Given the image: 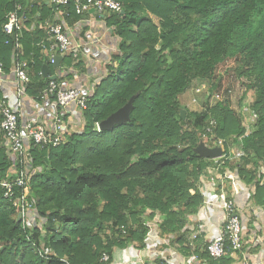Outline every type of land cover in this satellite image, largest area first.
<instances>
[{"label":"trees","instance_id":"trees-1","mask_svg":"<svg viewBox=\"0 0 264 264\" xmlns=\"http://www.w3.org/2000/svg\"><path fill=\"white\" fill-rule=\"evenodd\" d=\"M114 1L122 13L107 10L103 18L117 40V52L110 57L116 66L105 65L82 111L81 131H71L57 148L30 150L34 228L22 229L16 209L0 195V264H100L101 255L111 257L116 244L144 248L147 223L156 216L162 217L157 235L176 236L174 243L182 249L183 231L202 204L198 184L212 166L196 153L204 135L221 139L227 150L243 152L234 167L244 183L255 188L252 204L264 206V176L259 174L264 166V0ZM17 6L23 9L24 0H0V62L5 75L12 66L15 41L2 27ZM58 11L70 27L83 18L75 13L72 0L66 7L32 6L35 28L23 31L18 40L21 59L29 66L26 93L35 99L48 83L40 75L42 66L52 75L59 70L47 62L44 51L50 47L45 24L56 23ZM80 59L63 56L59 67H80ZM229 60L245 92L252 91L248 110L256 119L247 134L242 116L231 110L227 99L210 102L221 91L217 68ZM61 78L72 74L56 79ZM198 80L207 88L192 86ZM189 89L191 102L205 97L201 110L181 107L179 96ZM132 97L130 121L98 131L96 125ZM211 120L214 128L207 134ZM3 143L0 133V180L11 166ZM120 226L125 236L116 230ZM42 246L53 253L47 260L38 254ZM203 249L200 253L196 247L194 252L206 264L232 261L229 252L214 260Z\"/></svg>","mask_w":264,"mask_h":264},{"label":"built area","instance_id":"built-area-1","mask_svg":"<svg viewBox=\"0 0 264 264\" xmlns=\"http://www.w3.org/2000/svg\"><path fill=\"white\" fill-rule=\"evenodd\" d=\"M47 1L49 4L66 7L71 0ZM72 1L74 2L77 15L84 17L94 14V16L87 18L86 21L82 18L70 27L64 20V13L58 11L56 14L57 22H47L45 24L46 36L50 47L44 49V51L46 52L47 62L50 65L55 64L57 56L62 58L72 54L73 58L78 60V57L83 55V53L87 55V52H83L82 48L89 47L91 43L83 41L84 38L81 36L86 24L88 23L89 26L91 24L99 25L100 28H103L105 27L103 18L105 11L122 12L121 5L114 0ZM91 10L92 12H90ZM2 30L5 35L14 37L15 44L9 74L5 75L3 73L0 62V87L7 84V82L11 85V89H7L0 95V132L3 134V144L7 158L11 161L6 178L0 180V195L16 209V216L21 223L22 229L31 230L35 226L36 214L34 200L29 197V180L34 174L30 150L32 148H57L64 143L66 135L73 130V127L82 124V111L85 110L88 97L99 81H95L94 85L89 88L81 84H68L64 80L65 78L57 80V77L64 76L62 70L68 71L69 69L63 66L59 67L58 64L55 69L59 70L54 75L51 74V76L45 77L48 83L41 90L39 98L30 97L26 93V87L30 83L29 66L25 60L21 59V46L18 41L22 32L29 30L25 25L21 6H17L13 12L7 15ZM89 32L92 33V30ZM97 42V38L92 41L95 44ZM116 44L100 51V54L104 55V59H106L105 65L112 53L117 52ZM40 75L43 76L42 70ZM7 76H9L8 80L6 79ZM51 77H54V79H51ZM200 91L201 88H196L195 93H200ZM213 98L218 100L220 95ZM192 102L195 104L196 99H193ZM213 128L214 122L211 120L205 128L206 133L212 134ZM208 140L212 141L211 145ZM202 143L208 148H218L221 151L220 157L211 160L212 166L206 170L209 172L218 173L220 170H224L226 164L235 163L243 156V152L237 148L225 149L224 141L221 139H209L207 135H204ZM259 174L264 176V166L260 167ZM226 178L233 181V175H229ZM220 200L218 207L225 216L224 223L217 236L211 241L204 243L206 253L214 260L222 258L227 252L231 254L240 252L244 243L243 226L235 203L224 196ZM200 211L196 215L197 218H199ZM40 225H42V221L39 222L38 226ZM148 226L151 227V224H148ZM116 230H119L123 236L126 235L124 226H120ZM199 234V232L193 234L190 242L197 240ZM189 246L193 247L190 244ZM38 254L41 258L47 260L53 253L42 246L38 248ZM194 259L197 261V257ZM99 262L100 264H114L107 253L101 255ZM163 262L159 264H164ZM135 263L144 264L142 260H136ZM242 264L260 263L244 260Z\"/></svg>","mask_w":264,"mask_h":264},{"label":"crops","instance_id":"crops-1","mask_svg":"<svg viewBox=\"0 0 264 264\" xmlns=\"http://www.w3.org/2000/svg\"><path fill=\"white\" fill-rule=\"evenodd\" d=\"M41 4L49 6L47 0H24L22 15L29 31L34 29L36 25V20L31 18L30 8L32 6L38 8ZM92 16L94 14L84 16L83 20L86 21L87 18ZM84 29L81 35L84 38L83 41L91 43L89 47L82 48V51L87 52V55H84V53L80 55L82 62L80 67H70L68 71L62 70V73L64 75L67 72L72 74V78L64 79L68 84H81L91 88L94 82L99 81L106 72V59H104V55L100 54V51L103 48L115 46L117 40L111 37V31L106 26L100 28L99 25L91 24L89 26L87 23ZM90 30H92V33L89 32ZM96 38L98 42L96 44L92 43ZM107 64H111L110 59H107ZM30 75L32 76V74ZM6 79L8 80L9 76ZM9 88L11 89V85L7 82V84L0 87V94ZM191 96L192 94H189L188 105L192 104ZM234 166L235 163H231L218 173L206 171L201 177L198 184V190L202 195L201 209L199 208L201 210L200 215L197 218L198 213H196V215L189 218L186 230L183 231L185 243L182 249L177 243H174L176 236L160 237L157 235L156 225L162 221V217L156 216L152 222H148L151 227L148 232L149 235L145 239V247L139 249L136 243L131 244L133 247L130 253L134 259L131 263H122L136 264V260H142L144 264H159L162 261H164V264H206L203 259H198V253L195 254L194 249L197 247V250L203 253L204 243L211 241L219 233L225 216L218 204L224 196L235 203L244 234L242 250L229 255L232 260L230 264H242L244 260L264 264V206L252 204L251 196L255 188L252 184L244 183ZM247 168L250 169V166H247ZM229 175H233V181L226 178ZM198 232L200 233L198 239L190 242L191 236ZM189 244L193 247H190ZM195 257H197V261L194 259Z\"/></svg>","mask_w":264,"mask_h":264},{"label":"rangeland","instance_id":"rangeland-1","mask_svg":"<svg viewBox=\"0 0 264 264\" xmlns=\"http://www.w3.org/2000/svg\"><path fill=\"white\" fill-rule=\"evenodd\" d=\"M111 31V30H110ZM114 38L113 35H111ZM116 40V39H115ZM112 41V40H111ZM116 42V41H115ZM117 43V42H116ZM116 66V63L111 64ZM55 72V71H54ZM218 76L222 77L221 81V91L220 98L221 100L227 99L229 101V106L231 110L238 116H242L243 126L246 128V134L250 132L251 125L255 123V116L251 114L248 110V106L252 100V91L245 92V86L241 79H239L234 73V65L232 61H228L227 63L221 64L216 71ZM192 86H202L207 88V84L205 82H201V80L195 81ZM191 86V87H192ZM191 89V88H190ZM188 90V92L183 93L179 96V103L181 107L186 108L189 111H197L201 110L204 98L200 97L198 103L189 104V94H193V90ZM244 95V96H243ZM243 97V99H242ZM217 100L214 98L211 99V104H214ZM81 122V121H80ZM251 124V125H249ZM84 122L77 127H73V130L81 131ZM97 128V125H96ZM68 135V134H67ZM66 135V136H67ZM66 139V137H65ZM261 167V166H260ZM40 170V169H36ZM108 233V231H107ZM131 244H116L111 247V257L114 263H122L129 262L131 263L134 257L131 255L130 250L132 249Z\"/></svg>","mask_w":264,"mask_h":264},{"label":"water","instance_id":"water-1","mask_svg":"<svg viewBox=\"0 0 264 264\" xmlns=\"http://www.w3.org/2000/svg\"><path fill=\"white\" fill-rule=\"evenodd\" d=\"M90 12H92V10ZM60 61H61V57L57 56L55 58V64L53 65V67L57 68ZM42 73L44 77L51 76V72L46 65L42 66ZM51 79H54V77H51ZM133 99L134 98L132 97L122 108H120L115 113L111 114L107 119L101 121L97 125L98 131H109L114 127V125H122L129 122L130 121L129 114L132 109ZM185 114H186L185 111L182 110L181 117L183 119L185 118ZM196 153L200 157L209 160H214L221 156V151L218 148H208L202 142L199 143L198 147L196 148Z\"/></svg>","mask_w":264,"mask_h":264}]
</instances>
